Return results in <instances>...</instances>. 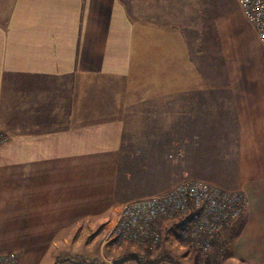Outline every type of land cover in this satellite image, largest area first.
I'll return each instance as SVG.
<instances>
[{
	"label": "crops",
	"instance_id": "obj_1",
	"mask_svg": "<svg viewBox=\"0 0 264 264\" xmlns=\"http://www.w3.org/2000/svg\"><path fill=\"white\" fill-rule=\"evenodd\" d=\"M198 12L0 0V252L55 264L189 178L245 193L221 258L264 264V43L244 12L213 41Z\"/></svg>",
	"mask_w": 264,
	"mask_h": 264
},
{
	"label": "built area",
	"instance_id": "obj_2",
	"mask_svg": "<svg viewBox=\"0 0 264 264\" xmlns=\"http://www.w3.org/2000/svg\"><path fill=\"white\" fill-rule=\"evenodd\" d=\"M258 38L264 43V0H239ZM6 137L0 133V145ZM247 203L241 190H229L200 179L185 178L159 193L120 205L106 223L104 245L143 243L157 245L168 222L175 243L210 254L217 241L240 219ZM16 251L0 252V264H18ZM70 264H99L84 259ZM107 264H120L108 260Z\"/></svg>",
	"mask_w": 264,
	"mask_h": 264
},
{
	"label": "rangeland",
	"instance_id": "obj_3",
	"mask_svg": "<svg viewBox=\"0 0 264 264\" xmlns=\"http://www.w3.org/2000/svg\"><path fill=\"white\" fill-rule=\"evenodd\" d=\"M135 1L137 4L140 2V0ZM170 7L174 11H203L202 13L198 12V15H200V19L205 23L211 25L213 41H215L214 35L218 26L224 23L227 27L232 19L243 13L239 0H170ZM171 224L170 222L168 226L165 225L163 241L161 245L155 246L130 242L109 246L104 245V236L107 232L106 224H104L105 227L101 226L100 229H97L96 233L84 237L82 243L78 246L79 248L76 250V255L60 257L59 264H70L71 262L65 260L66 258H71L72 260L94 259L98 263L103 262L107 264L108 260L112 261L114 259H121L122 257H128L124 258L123 264H141L135 259L136 256L140 255L139 257L142 260L147 258L151 260L158 259L165 253L174 258L176 264H225L226 260L221 257L215 260L211 256H208L210 254H205L191 247L175 243L170 235V232H174L175 230L170 228ZM53 258V255L48 254L22 264H52ZM160 264H172V262L166 259Z\"/></svg>",
	"mask_w": 264,
	"mask_h": 264
},
{
	"label": "trees",
	"instance_id": "obj_4",
	"mask_svg": "<svg viewBox=\"0 0 264 264\" xmlns=\"http://www.w3.org/2000/svg\"><path fill=\"white\" fill-rule=\"evenodd\" d=\"M240 220V219H239ZM239 220L235 223V225L233 227L230 228V230H228L225 235L223 237H221V239L219 241H217V245L214 249V251L212 253H210V255L212 258H214L215 260L219 257L224 256V254H226V252L229 250V246L231 241L236 237L238 230H239ZM239 222V223H238ZM163 241V235H162V239L161 241L157 244V245H161ZM149 254V252H148ZM140 256V255H139ZM139 256H136V259L138 260L139 263L141 264H160L163 260H168L170 262H172V264H176V260L174 258H172L169 254H163L160 258L158 259H145L142 260L140 259ZM61 258L57 257L55 264H59ZM65 260H69L71 263L74 261L71 258H66ZM88 262H94V259H84ZM99 264H104L103 262L99 263Z\"/></svg>",
	"mask_w": 264,
	"mask_h": 264
}]
</instances>
